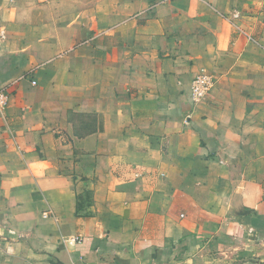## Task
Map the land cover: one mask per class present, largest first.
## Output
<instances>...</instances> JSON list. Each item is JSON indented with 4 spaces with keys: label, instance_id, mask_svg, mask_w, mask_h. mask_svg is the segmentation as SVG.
<instances>
[{
    "label": "crops",
    "instance_id": "crops-1",
    "mask_svg": "<svg viewBox=\"0 0 264 264\" xmlns=\"http://www.w3.org/2000/svg\"><path fill=\"white\" fill-rule=\"evenodd\" d=\"M0 90V264H264V0H0Z\"/></svg>",
    "mask_w": 264,
    "mask_h": 264
},
{
    "label": "built area",
    "instance_id": "built-area-1",
    "mask_svg": "<svg viewBox=\"0 0 264 264\" xmlns=\"http://www.w3.org/2000/svg\"><path fill=\"white\" fill-rule=\"evenodd\" d=\"M32 83H35L34 81ZM214 85V77L207 72L205 69H201L192 79L190 84V99L193 104L207 98L210 90ZM9 97V92L7 90H0V105L3 107ZM81 238L76 237V242H80Z\"/></svg>",
    "mask_w": 264,
    "mask_h": 264
}]
</instances>
